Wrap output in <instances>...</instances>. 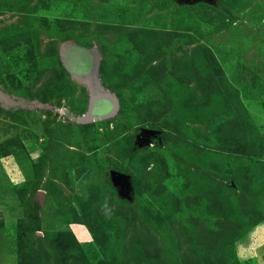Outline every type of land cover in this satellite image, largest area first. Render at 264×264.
Wrapping results in <instances>:
<instances>
[{"label": "rangeland", "instance_id": "obj_1", "mask_svg": "<svg viewBox=\"0 0 264 264\" xmlns=\"http://www.w3.org/2000/svg\"><path fill=\"white\" fill-rule=\"evenodd\" d=\"M0 91V264H264V0H0Z\"/></svg>", "mask_w": 264, "mask_h": 264}, {"label": "water", "instance_id": "obj_2", "mask_svg": "<svg viewBox=\"0 0 264 264\" xmlns=\"http://www.w3.org/2000/svg\"><path fill=\"white\" fill-rule=\"evenodd\" d=\"M72 67H73L72 69L74 70L78 69V68H74L73 65ZM92 70H93V65L89 69L88 74H91ZM73 74L76 75L74 72ZM97 100L105 101L106 107L101 112L95 113V111H92V109ZM0 104L5 107H25V106L37 107L39 106V104L36 102H28V101H24L21 99L12 98L6 95L5 93H3L2 91H0ZM116 108H117V103L115 99L113 98V96L103 94L101 96L92 98L89 111H88V117L90 118L93 115L94 120L108 118L115 113ZM111 176H112V180L114 184L118 187V190L122 192L123 194H127L129 190V176L125 175L124 173L115 172V171L111 172Z\"/></svg>", "mask_w": 264, "mask_h": 264}, {"label": "flooded vegetation", "instance_id": "obj_3", "mask_svg": "<svg viewBox=\"0 0 264 264\" xmlns=\"http://www.w3.org/2000/svg\"><path fill=\"white\" fill-rule=\"evenodd\" d=\"M86 53L88 56L85 54L83 57L80 56V57L72 59V61L74 62V64H73L74 68H78V70L80 72L84 73V76L88 75V71L91 68V66L93 65L92 58H90L88 52H86ZM71 68H73V67H71ZM105 107H106L105 101L97 100L94 104L92 111H95V113L101 112L102 110H104Z\"/></svg>", "mask_w": 264, "mask_h": 264}, {"label": "trees", "instance_id": "obj_4", "mask_svg": "<svg viewBox=\"0 0 264 264\" xmlns=\"http://www.w3.org/2000/svg\"><path fill=\"white\" fill-rule=\"evenodd\" d=\"M99 68H100V66H99ZM117 172H120V171H117ZM122 172V171H121Z\"/></svg>", "mask_w": 264, "mask_h": 264}]
</instances>
